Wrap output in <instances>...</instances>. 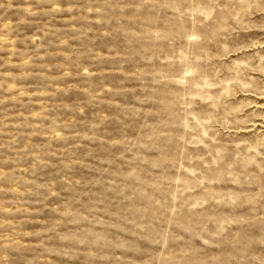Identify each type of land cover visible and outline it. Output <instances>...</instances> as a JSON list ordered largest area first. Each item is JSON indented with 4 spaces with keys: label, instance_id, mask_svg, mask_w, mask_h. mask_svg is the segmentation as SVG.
Masks as SVG:
<instances>
[{
    "label": "rangeland",
    "instance_id": "1",
    "mask_svg": "<svg viewBox=\"0 0 264 264\" xmlns=\"http://www.w3.org/2000/svg\"><path fill=\"white\" fill-rule=\"evenodd\" d=\"M0 264H264V0H0Z\"/></svg>",
    "mask_w": 264,
    "mask_h": 264
}]
</instances>
